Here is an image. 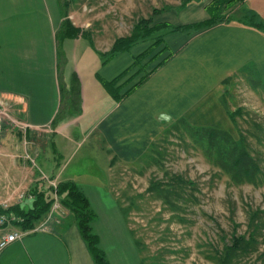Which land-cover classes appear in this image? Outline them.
Wrapping results in <instances>:
<instances>
[{"label": "crops", "instance_id": "0c3cea01", "mask_svg": "<svg viewBox=\"0 0 264 264\" xmlns=\"http://www.w3.org/2000/svg\"><path fill=\"white\" fill-rule=\"evenodd\" d=\"M67 1L0 0V107L7 110L10 118L27 125L22 129L6 118L4 127L9 125L13 136L39 140L30 139L36 144L30 146V152L42 148L44 136L53 133L62 137L64 157L74 152L79 136L95 135L98 149L108 155L110 169L113 157L117 158L116 163L131 164L178 119L195 126L230 131L233 122L225 93L232 77L240 76L248 82L253 79L258 87L264 85V31L245 21L246 15H255L264 23V0L238 3L240 13L236 15L240 19L197 31L165 34L163 41L172 47L173 55L119 102L108 93L103 82L123 75L118 85L123 84L122 91L127 90L139 80L141 76L135 80L139 73L144 72L137 58L147 48L135 51L132 46L106 59L85 36L78 34L62 39L58 51L55 35L63 15L67 13L70 19L74 18L71 11L61 14L59 7L68 6ZM209 1H193L158 13V22L184 25L206 20L210 17L206 10ZM74 26L82 28V25ZM58 52L62 55L63 65L59 68L63 86L69 85L74 72L81 103L77 116L54 125L61 106ZM39 173L35 171L33 175ZM75 175L65 168L62 175L50 177L74 181L91 208L90 194L108 196L106 188L89 180L82 185ZM115 210L120 212L117 205ZM92 228L111 264L101 247L100 234L95 225ZM34 229L26 230L21 239L0 251V264H95L71 215H46ZM111 229L126 234L132 247H136L130 238L128 222L111 225ZM136 259L139 264L140 254Z\"/></svg>", "mask_w": 264, "mask_h": 264}, {"label": "rangeland", "instance_id": "374dc122", "mask_svg": "<svg viewBox=\"0 0 264 264\" xmlns=\"http://www.w3.org/2000/svg\"><path fill=\"white\" fill-rule=\"evenodd\" d=\"M67 2L68 6L65 8L60 5L61 14L63 11H71L74 18L70 20L75 22L74 25H82V29L89 32L94 45L103 53L111 48L116 38L128 35L142 17H152L151 25L156 24L159 16L158 13L153 14L154 8L159 10L168 5L172 6L170 9H174L182 0ZM237 5L226 11L227 16L240 13ZM153 37L155 35L133 45L135 51L150 49V54L137 62L144 72L151 70L173 51L165 40L163 42L166 49L162 51L163 44L154 45ZM56 47L60 51V42L58 43L57 39ZM58 59V68H62V55L59 52ZM60 68L58 78L59 87H62ZM135 69L137 68L133 70ZM144 72H140L135 80ZM262 87L264 85L255 87L245 78L238 76L229 79L225 93L231 112L235 109H241L242 112L241 115L235 116L236 124L233 123L228 132L236 140L242 135L246 137L250 152L261 168L259 183L256 185L248 182L237 184L215 166L205 151L209 143L207 136L202 131L193 129L201 126L192 125L186 120L190 127L183 125L177 130L169 131L173 123L170 124L152 141L155 145H150L141 158L131 164L115 161L116 164L110 165L111 169L108 167V155L97 147L95 135L89 138L79 136L74 152L62 157L63 142L59 135H45L43 147L30 152V146H36L31 143L33 139L24 135L21 138L13 136L9 125H5L0 143V199L12 194L10 202L15 203L16 190L28 189L30 184L36 181V177L39 176L38 180H42V174L47 177L62 175L66 168V172H75L82 185L85 180H89L91 184L106 188L109 193L104 196L94 192L96 195L90 194V200L95 213L92 225H95L101 236V247L111 264H136V257L139 255L138 249L132 247L126 234H122L118 229H111V225L122 221L128 222L135 236L142 241L141 255L145 256L149 264H216L215 250H220L225 242L229 243L234 230L237 234L247 231L248 213L256 209L264 211ZM244 93L248 101L260 107V114L243 106ZM213 142L220 144L222 149L228 147L224 138L214 139ZM34 170L40 173L35 176ZM173 174H181L195 183L194 189H185V201L175 206L163 201L156 191H148L151 181L169 184ZM60 178L62 179V176ZM26 202L24 200L22 203ZM115 205L120 208V212L115 210ZM121 206L129 208L127 220L121 213ZM59 213L61 217L70 215L68 209L66 214H62L61 208ZM45 218L46 215L37 224ZM260 233L257 237L256 252L235 259L232 264H261L258 254L264 251V229ZM130 238L133 239L132 235Z\"/></svg>", "mask_w": 264, "mask_h": 264}, {"label": "trees", "instance_id": "16d2710c", "mask_svg": "<svg viewBox=\"0 0 264 264\" xmlns=\"http://www.w3.org/2000/svg\"><path fill=\"white\" fill-rule=\"evenodd\" d=\"M63 1L65 3L67 0ZM193 1L199 2L202 0H182L181 4L175 8L183 7L185 4ZM241 2L242 0H210L206 4V10L210 17L206 20L191 24L173 25L168 22H157L156 24L151 25L153 21L152 17H142L138 20L128 35L116 38L108 51L103 53L98 51V53L102 57L108 59L117 52L128 51L138 41L145 40L154 35V45H161L163 43V36L169 32L197 31L216 23L230 22L236 18L240 19V17L235 14L227 16L228 13L226 11ZM170 8H172V6L168 5L163 6L159 10L154 8L153 14L161 13ZM245 21L248 24L253 25L255 28L264 31V23L258 21L255 15H246ZM78 34L85 36L95 48L89 32L86 29L74 26L67 13H64L60 28L56 31L55 35L58 43L66 37H75ZM164 49H166V46L161 50L164 51ZM149 50L150 49L148 48L144 53L139 55L137 60L141 61L142 58L148 56L150 54ZM172 55L173 52H169L168 55L160 60L151 70L144 72V75L125 91H122L124 88L123 84L118 85V82L123 75L112 81H104L103 85L108 93L119 102L139 86L151 72L165 64ZM142 71H144V69H142ZM248 80L251 85L256 87V83L253 79ZM60 92L61 106L58 115L53 120L54 125L61 120L63 121L73 116H77L80 113L81 98L79 81L74 72H71L69 85L64 87L62 84ZM241 114V109H235L230 112V117L234 124H236L235 116ZM183 125L190 127V125L186 124L184 119H178L170 126L169 131L177 130L183 127ZM193 129L194 131H202L203 134L207 136L209 143L207 144L205 151L210 157V160L225 174H228L233 182L237 184L248 182L254 185L259 183V173L261 168L250 152L246 137L242 135L236 140L228 131L213 127L201 126L194 127ZM220 137L226 139L228 142L227 148L225 147L222 149L220 144L216 145L213 142L214 139L216 140ZM151 145L153 147L155 143L152 142ZM116 160L117 158L113 157L112 164H114ZM170 181L169 184H164L162 181H151L148 191H156L157 195H159L163 201L171 206H175V204L185 201L184 193L186 188H195V183L190 179L184 178L181 174H173L170 177ZM28 191L33 194V199L28 200L26 202L27 205L25 203H17L6 210L7 212L14 213L21 217L22 221L18 225L19 228L23 230L35 228L37 222L49 213L54 202V192H56L60 203L68 209L71 217H73L77 224L94 263L110 264L104 251L100 248L98 236L92 228L95 213L91 208L87 197L74 181L61 180L58 181L56 188H53L48 186L44 180H36L30 184ZM122 212L127 220L129 208L122 207ZM248 218V227L245 233L237 234L234 230L229 243L225 242L220 250H215L216 264H232L235 259L256 252L258 246L257 237L261 234V230L264 229V211L260 209L251 210L248 213ZM130 232L140 254L139 264H149L148 261H146L145 256L141 255L143 251L142 241L135 236V232L132 229H130ZM258 260L261 261V264H264V251L258 254Z\"/></svg>", "mask_w": 264, "mask_h": 264}, {"label": "built area", "instance_id": "2783aa9c", "mask_svg": "<svg viewBox=\"0 0 264 264\" xmlns=\"http://www.w3.org/2000/svg\"><path fill=\"white\" fill-rule=\"evenodd\" d=\"M243 96H244V100L242 102L243 106L251 109L255 113L260 114L261 113L260 107H258V105H256L255 103L248 101L245 98L246 97L245 93ZM6 118H9L15 125L22 127V129H26L27 127V125L24 124L23 122L10 118L7 113V110L5 108L0 107V143H1L2 132L4 129V120ZM41 178L47 183L48 186L56 188V185L58 183L57 177H47L46 175L42 174ZM15 192H16L15 203L10 202V198L12 197V194L7 195V197L4 199H0V251L3 250L6 246L11 244L12 242L21 239L23 235L27 232L26 230H23L18 227L19 223L22 221L21 217L14 213L7 212L6 210L14 204L22 203L24 200L28 201L33 199V194L30 193L28 189H19L16 190ZM53 198H54V202L48 213V216H52L53 214H56L57 216H61V214L59 213L61 208H62V214H66L67 209L60 203V200L56 192H54Z\"/></svg>", "mask_w": 264, "mask_h": 264}]
</instances>
